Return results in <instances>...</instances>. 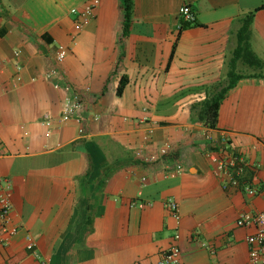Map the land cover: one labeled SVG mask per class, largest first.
<instances>
[{
    "label": "crops",
    "instance_id": "0c3cea01",
    "mask_svg": "<svg viewBox=\"0 0 264 264\" xmlns=\"http://www.w3.org/2000/svg\"><path fill=\"white\" fill-rule=\"evenodd\" d=\"M89 1L0 0V176L12 183L19 228L0 244V264L155 262L177 230L184 264H250L256 229L237 220L264 208V71L227 93L217 128L196 121L191 105L226 78L252 12L251 45L264 61V8L255 10L264 0H132L128 25L123 0H100L75 32L72 9ZM183 5L197 21L180 30ZM66 85L83 96L80 124L61 122ZM145 118L156 125L149 151L172 146L155 163L138 154ZM218 149L247 159L241 187L215 175L206 153ZM176 163L182 173L165 177Z\"/></svg>",
    "mask_w": 264,
    "mask_h": 264
},
{
    "label": "built area",
    "instance_id": "2783aa9c",
    "mask_svg": "<svg viewBox=\"0 0 264 264\" xmlns=\"http://www.w3.org/2000/svg\"><path fill=\"white\" fill-rule=\"evenodd\" d=\"M100 0H90L82 9H72L75 15L74 29L75 32H80L86 25L95 17L96 8ZM197 21L196 12L190 5H183L179 10V25L180 30L188 27ZM67 48L60 45L56 52V60L63 62L67 55ZM57 69L52 70L47 74L50 78L52 75L57 74ZM59 87V84H56ZM65 90L67 95L64 100L61 122L67 123L75 121L78 124L82 122V110L84 107V100L82 94L73 89L71 85H66ZM146 125V132L144 135V142L139 147L138 154L141 156L142 161L145 163H155L167 157L172 149L169 142H164L158 149L149 151L152 145L153 135L155 132L154 123L149 121L148 118L141 120ZM50 124L49 122L47 123ZM84 132L83 128H79V133ZM208 138L212 139L211 134ZM207 157L214 166L215 175L222 180L224 187L233 186L241 187L242 177L244 176L249 163L245 156L233 149L226 151L210 150L207 151ZM184 167L182 163H176L172 167H168L165 171V177H176L180 175ZM142 184L147 182V177L141 178ZM244 190L249 194H254L256 189L251 185H244ZM12 183L9 179L0 176V244H8L10 239L18 232L19 228L11 224L12 204ZM133 205L144 207V202H134ZM165 206L170 212L172 218L177 225L181 223V209L179 202L170 196L165 200ZM238 226L248 227L254 226L255 232L247 237L249 245L250 264H264V208L255 213H243L237 220ZM181 238L179 230L174 235V243L171 247L164 252L160 258L153 262H138L135 264H184L181 257V248L178 244ZM29 249H33V244H28ZM43 264H47L45 261Z\"/></svg>",
    "mask_w": 264,
    "mask_h": 264
},
{
    "label": "trees",
    "instance_id": "16d2710c",
    "mask_svg": "<svg viewBox=\"0 0 264 264\" xmlns=\"http://www.w3.org/2000/svg\"><path fill=\"white\" fill-rule=\"evenodd\" d=\"M123 7L125 12V25H128L132 11V0H123ZM263 8L264 4L257 7L255 10L257 11ZM253 21L254 12L243 19V26L239 32L240 44L234 49L232 57L228 62L229 69L226 78L212 85L204 99L191 105L193 118L207 128H217L222 101L227 93L238 85L240 79L259 76L257 72L264 71V61L255 53L251 45ZM240 63L252 70L249 72H242L239 68ZM121 89H123V84L119 92H121Z\"/></svg>",
    "mask_w": 264,
    "mask_h": 264
}]
</instances>
